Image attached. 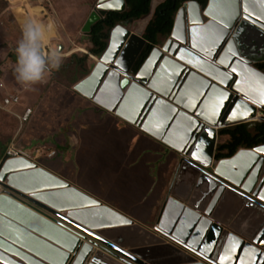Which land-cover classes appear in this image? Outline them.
<instances>
[{
    "label": "water",
    "instance_id": "1",
    "mask_svg": "<svg viewBox=\"0 0 264 264\" xmlns=\"http://www.w3.org/2000/svg\"><path fill=\"white\" fill-rule=\"evenodd\" d=\"M180 2L170 34L138 69L157 0L143 26L129 19L111 29L73 90L167 146L176 176L191 171L205 193L182 201L171 188L150 229L23 158L7 159L0 264H264V144L216 158L221 129L263 118L264 0ZM126 7L98 0L81 31ZM225 201L240 211L220 224L212 213Z\"/></svg>",
    "mask_w": 264,
    "mask_h": 264
},
{
    "label": "crops",
    "instance_id": "2",
    "mask_svg": "<svg viewBox=\"0 0 264 264\" xmlns=\"http://www.w3.org/2000/svg\"><path fill=\"white\" fill-rule=\"evenodd\" d=\"M157 2L159 4L162 0H157ZM93 64L91 63L90 66L92 67ZM48 79L49 75L45 73L41 85L30 86V95L27 93L29 90L26 91V94L25 91L21 93L22 105L32 107L33 115H37L34 122L31 119L27 126L23 125L24 129L22 127L21 135L23 136V130L26 128V137L29 138L28 136H30L32 138L26 142L30 143L35 140V142L46 145L50 149L55 150V147H57L60 151L61 159L58 168L40 166L36 163V159H25L34 164L35 168H42L56 175L92 196L101 204L150 229L154 227L166 194L171 188V194L182 201L190 200L193 195L199 198L205 193V189L196 188L197 178L191 171H180L176 176L178 157L167 146L142 135L130 125L122 124L117 117L104 111L74 90L62 86L58 89L56 86L59 85H51L53 86L52 91H58L60 98L66 99L64 102H68V111L64 112L69 113L67 114V121H64L61 116L57 120L44 118V121H42L41 117V120H38L40 115L36 113L40 112L39 108L44 106V111H47L49 107L48 100L50 96L46 98L45 95L41 96L42 91L47 87L44 84H47ZM21 107L18 106L15 109L19 108L20 110ZM91 115L95 118H89ZM37 121L41 122L40 128L36 126ZM94 122H106L108 129L110 128V131L114 132L110 136L103 137L107 141V148H111L112 142H117L120 138L125 141L124 147L120 145V149L98 150V193L92 192L81 183L76 182L66 172V168L71 166L75 172L82 169L88 174H93L91 168L85 170L81 163L86 159L85 154L87 151L91 155V149L89 148L92 147L94 135L87 136V131L91 130ZM76 129L79 134L75 133ZM118 131H124V136L119 137L117 135ZM220 138L225 141L228 139L227 136H220ZM134 142L136 143L134 144ZM49 144H53L55 147H49ZM91 158H93V155H91ZM78 159H81V161L79 162ZM1 161L2 156L0 167L4 162ZM92 179L94 180V177ZM239 211L240 208L238 209L236 204L225 201L217 213L215 209L213 210L212 215L218 223L223 224L234 219ZM241 218L248 225H253L255 222L254 219Z\"/></svg>",
    "mask_w": 264,
    "mask_h": 264
},
{
    "label": "rangeland",
    "instance_id": "3",
    "mask_svg": "<svg viewBox=\"0 0 264 264\" xmlns=\"http://www.w3.org/2000/svg\"><path fill=\"white\" fill-rule=\"evenodd\" d=\"M97 2L98 0H0V59L6 58L8 53L12 55L17 53L16 49L18 44L23 39V27L30 21H35L46 26L51 25L50 31L54 34L49 36L48 44L44 41L42 43L44 47L41 45L42 52L45 56L54 51L58 53L60 62H62L64 58L68 57L72 53H78L79 55L88 53L90 43L86 33H83L81 29L91 11L96 7ZM146 18L147 17L139 22L135 21L134 25L136 27L137 25L143 26V22ZM161 40L162 39H160V41ZM75 47H81L85 50V52L75 51ZM93 60V58H90L89 64L94 63L95 60ZM7 80L9 83H14V85L10 84L11 87L18 89V87H16L18 81L14 79L13 76H8ZM41 81L35 83L21 82V85L18 83L20 86H23V89L19 88L18 90L19 92L21 91L20 93L25 91V94L26 91L29 90L27 93L30 95V86L41 85ZM44 85H47L48 89L46 87L44 91H42L41 96L45 95V98L50 96L48 100L49 107L47 111H44V106L39 108L40 112L38 111L36 113L40 115L38 120H41L40 117L42 118V121H44V118H48V120H57L61 116L64 121H67V114L69 113L64 112L67 110L68 102H64L66 99L60 98L61 96L58 94V91H52V83H45ZM61 86L64 87L63 85L56 87L59 89ZM20 107V110L19 108L11 109L12 111H7L0 107V144L4 146H6L10 139L16 135L18 136L19 144L28 143L26 141L32 139L30 136H28L29 138L26 137V128L23 130V136L21 135L22 129L19 130L20 124H18L15 119L16 116L14 113H19L24 108L22 103ZM36 116L37 115L35 114L32 116V122L36 120ZM89 118L93 119L95 117L91 115ZM40 123L38 121L36 122V126L38 128H40ZM24 126H27V124H24ZM75 133L79 134L77 129L75 130ZM112 133L114 132L112 130L110 131V128L108 129V124H106V122H94L91 126V130L87 131V136L94 135V141L92 140L93 143L91 144L92 147L89 148L91 149V155H93V158H91L90 153L87 151L85 154L87 157H85L86 159L82 161L81 166H83L85 170L86 168H91L93 171L92 175L86 173L82 169L75 172L71 166L66 168L67 174L71 176L70 178L74 179L78 183H81L83 186L95 193H98V150L113 148L120 149V145H123V147L125 145V141L120 138L119 141L117 140V142H112L111 148H107V141L103 137L110 136ZM117 135L119 137L124 136V131H118ZM224 141L225 140H222L221 138L219 139V143H223ZM135 143L136 142H134V144ZM82 146H84V144H82ZM49 147H55V145L49 144ZM55 150L57 151L56 156L48 158L46 155H43L36 159V163L40 166L58 168V163L61 157L60 151L57 147H55ZM1 154L2 151H0V155ZM1 156L3 159V155ZM78 161L80 162L81 159H78ZM92 177H94V180Z\"/></svg>",
    "mask_w": 264,
    "mask_h": 264
},
{
    "label": "trees",
    "instance_id": "4",
    "mask_svg": "<svg viewBox=\"0 0 264 264\" xmlns=\"http://www.w3.org/2000/svg\"><path fill=\"white\" fill-rule=\"evenodd\" d=\"M194 1L203 5L208 2V0ZM125 2L127 6L126 10L120 13L109 11L103 18L91 26L90 31L86 33L90 43L88 53L83 55L72 53L64 58V62H60L58 67L55 69L49 68L46 71L49 75L47 84L63 85L65 88L73 90L74 85L84 79L91 71L92 67L89 64L90 55L99 57L106 49L110 31L115 25L129 19L139 22L150 15L152 0H125ZM180 5V0H162L161 3L157 4L144 27L142 36L147 41V45L138 57L135 69H138L143 64L149 52L159 43L160 39L170 34L176 12ZM9 54L10 53H8L6 58L0 59V81L4 82L8 87L14 88L10 86V84L14 85V83H9L7 78L11 75L17 80L16 67L18 54ZM257 67L264 71V63L258 64ZM17 81L21 85V81ZM18 83L16 87H18V89H23V86H20ZM2 96L3 92H0V97ZM15 119L19 124L18 119L16 117ZM220 136H227L228 139L218 144L216 153L217 159L229 158L240 148H253L264 144V116L260 121L242 123L221 129ZM12 139H10L9 143ZM8 144L6 146L0 144V151H2L1 155L4 154Z\"/></svg>",
    "mask_w": 264,
    "mask_h": 264
},
{
    "label": "clouds",
    "instance_id": "5",
    "mask_svg": "<svg viewBox=\"0 0 264 264\" xmlns=\"http://www.w3.org/2000/svg\"><path fill=\"white\" fill-rule=\"evenodd\" d=\"M51 25L30 21L23 27V39L19 42L17 56V80L25 83L41 81L49 68L58 67L60 57L56 52L47 56L41 51L42 43L54 33Z\"/></svg>",
    "mask_w": 264,
    "mask_h": 264
},
{
    "label": "built area",
    "instance_id": "6",
    "mask_svg": "<svg viewBox=\"0 0 264 264\" xmlns=\"http://www.w3.org/2000/svg\"><path fill=\"white\" fill-rule=\"evenodd\" d=\"M0 92H3V96L0 97V107L3 109L9 111L21 105V93L16 88H10L6 86L4 82L0 81ZM33 112L32 107L24 106L19 113H14L20 124L19 130L22 129L21 127H23L24 124L30 122ZM261 115L264 116L263 113H261ZM260 120L261 118L258 121ZM18 141L19 139L16 135L6 147L2 162L7 159L18 158L34 160L43 155H46L48 158H52L56 154L54 149H50L46 147V145L35 142V140H33L34 142L31 141L28 144H19Z\"/></svg>",
    "mask_w": 264,
    "mask_h": 264
},
{
    "label": "bare ground",
    "instance_id": "7",
    "mask_svg": "<svg viewBox=\"0 0 264 264\" xmlns=\"http://www.w3.org/2000/svg\"><path fill=\"white\" fill-rule=\"evenodd\" d=\"M48 42H49V40L48 39H46L45 40V43L46 44H48ZM51 48V47H50ZM76 48V47H75ZM51 50H52V48H51ZM53 51V50H52ZM75 51H82V52H85V50L83 49V48H81V47H77L76 49H75ZM54 52V51H53ZM71 52V51H70ZM93 59H95V57L93 58ZM97 60V59H96Z\"/></svg>",
    "mask_w": 264,
    "mask_h": 264
},
{
    "label": "snow or ice",
    "instance_id": "8",
    "mask_svg": "<svg viewBox=\"0 0 264 264\" xmlns=\"http://www.w3.org/2000/svg\"><path fill=\"white\" fill-rule=\"evenodd\" d=\"M100 6H101V7H104L105 5H100ZM107 6H108V7H111L112 5L109 4V5H107ZM262 102H264V101H262ZM192 155L195 156L196 154L193 152ZM259 242L262 243V244H264V237H261ZM237 258H238V257H237Z\"/></svg>",
    "mask_w": 264,
    "mask_h": 264
}]
</instances>
